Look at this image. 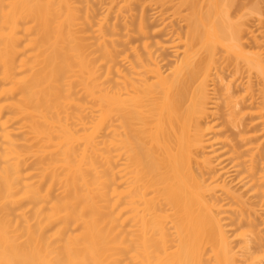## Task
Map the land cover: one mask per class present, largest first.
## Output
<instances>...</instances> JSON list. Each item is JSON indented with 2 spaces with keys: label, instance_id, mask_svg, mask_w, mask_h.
Wrapping results in <instances>:
<instances>
[{
  "label": "bare ground",
  "instance_id": "6f19581e",
  "mask_svg": "<svg viewBox=\"0 0 264 264\" xmlns=\"http://www.w3.org/2000/svg\"><path fill=\"white\" fill-rule=\"evenodd\" d=\"M262 4L0 0V264H264Z\"/></svg>",
  "mask_w": 264,
  "mask_h": 264
},
{
  "label": "rangeland",
  "instance_id": "374dc122",
  "mask_svg": "<svg viewBox=\"0 0 264 264\" xmlns=\"http://www.w3.org/2000/svg\"><path fill=\"white\" fill-rule=\"evenodd\" d=\"M263 1H264V0H262V2H263ZM262 6H264V4H262ZM262 10H264V9H262ZM254 79H255V78H254ZM254 79H253V80H254ZM255 81H256V79H255ZM230 133H232V132H230Z\"/></svg>",
  "mask_w": 264,
  "mask_h": 264
}]
</instances>
